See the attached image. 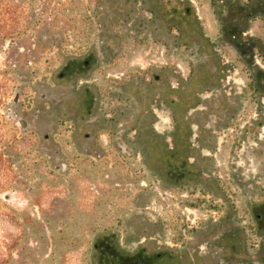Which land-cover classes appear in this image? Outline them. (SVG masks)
Masks as SVG:
<instances>
[{"label": "rangeland", "instance_id": "rangeland-1", "mask_svg": "<svg viewBox=\"0 0 264 264\" xmlns=\"http://www.w3.org/2000/svg\"><path fill=\"white\" fill-rule=\"evenodd\" d=\"M30 1L0 264H264V0Z\"/></svg>", "mask_w": 264, "mask_h": 264}, {"label": "trees", "instance_id": "trees-1", "mask_svg": "<svg viewBox=\"0 0 264 264\" xmlns=\"http://www.w3.org/2000/svg\"><path fill=\"white\" fill-rule=\"evenodd\" d=\"M31 1L25 0H0V46L6 39L24 36L28 28V12ZM16 85L5 71L0 70V197H5L8 190L16 189L15 167L9 155L16 153L15 137L8 136L10 121L5 117V109L12 102L16 93ZM7 129V130H6ZM4 205L0 199V210ZM9 210H6L8 212ZM4 216L9 217L6 214ZM10 218V217H9Z\"/></svg>", "mask_w": 264, "mask_h": 264}, {"label": "flooded vegetation", "instance_id": "flooded-vegetation-1", "mask_svg": "<svg viewBox=\"0 0 264 264\" xmlns=\"http://www.w3.org/2000/svg\"><path fill=\"white\" fill-rule=\"evenodd\" d=\"M263 44H264V42H263ZM260 49V48H259ZM257 50V54L261 57V59L264 61V48H261V50ZM85 62H83L82 63V65L83 66H85ZM255 218L258 220V222H261V224L259 225V227L260 226H262V225H264V222H263V220H262V216H260V215H255Z\"/></svg>", "mask_w": 264, "mask_h": 264}]
</instances>
